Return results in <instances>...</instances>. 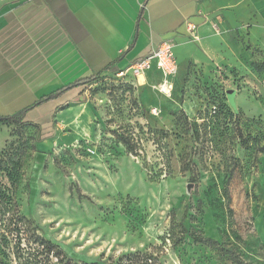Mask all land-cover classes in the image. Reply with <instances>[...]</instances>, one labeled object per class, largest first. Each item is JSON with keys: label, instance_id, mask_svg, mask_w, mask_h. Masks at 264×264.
Masks as SVG:
<instances>
[{"label": "rangeland", "instance_id": "rangeland-1", "mask_svg": "<svg viewBox=\"0 0 264 264\" xmlns=\"http://www.w3.org/2000/svg\"><path fill=\"white\" fill-rule=\"evenodd\" d=\"M224 2L211 54L190 37L209 62L181 66L170 95L155 72L105 73L0 126V168L20 154L13 179L0 170L25 218L20 264H232L191 234L264 264V0ZM18 256L0 248V264Z\"/></svg>", "mask_w": 264, "mask_h": 264}, {"label": "crops", "instance_id": "crops-1", "mask_svg": "<svg viewBox=\"0 0 264 264\" xmlns=\"http://www.w3.org/2000/svg\"><path fill=\"white\" fill-rule=\"evenodd\" d=\"M225 5L224 0H0V116L14 115L79 79L125 70L165 40L179 42L175 50L184 59L179 71L187 63L209 62L190 41L187 24L198 27L200 47L211 54L212 23ZM147 74L133 80L142 85Z\"/></svg>", "mask_w": 264, "mask_h": 264}, {"label": "trees", "instance_id": "trees-1", "mask_svg": "<svg viewBox=\"0 0 264 264\" xmlns=\"http://www.w3.org/2000/svg\"><path fill=\"white\" fill-rule=\"evenodd\" d=\"M134 45L135 42L127 50V53L131 51ZM110 67H112V64L107 69H110ZM259 67L260 69L263 70L264 64L260 65ZM101 75L102 74H97L90 77L79 79L66 86H63L62 88L54 91L51 94L43 96L38 102H36L32 106L27 107L14 115L0 116V126L13 125L15 127H21L25 123L27 114L30 111L34 110L35 108L41 105L54 102L76 88L86 87L88 85L98 82L100 80ZM18 157H20V154H18L17 156L14 155V158H12L9 155L8 158L4 160L3 165L0 168V170L3 173H8L6 176L8 180L13 179L14 175H17L18 173V168L21 167V163ZM11 194L12 193L8 188L7 184L0 181V248H3L4 246L8 245L10 242H14L15 247L17 248V254L20 255L18 256L19 257L18 262L20 264V261H22L21 258H24V254H25L24 248H22V242H23L22 232L25 231V222H24L25 218L20 214L17 204ZM228 201L230 203V198ZM191 237L196 244L208 245L212 247L219 253V255L222 258L227 257L232 264H246V262L240 257V255L233 248H228L223 244H219L215 240H212L210 238H203L195 234H191ZM30 259L31 258H29V260H25L27 261L26 264H40L39 260H36V258L33 262H31L32 260ZM133 259H134L133 256H127L117 264H135ZM149 261L150 259L148 258L143 259V263L145 264H148ZM84 264H99V263H84Z\"/></svg>", "mask_w": 264, "mask_h": 264}, {"label": "built area", "instance_id": "built-area-1", "mask_svg": "<svg viewBox=\"0 0 264 264\" xmlns=\"http://www.w3.org/2000/svg\"><path fill=\"white\" fill-rule=\"evenodd\" d=\"M187 31L194 40H199L198 27L192 23L187 24ZM156 70L163 78L160 91L164 95H170L173 91L172 79L179 73V65L175 55L174 40H165L151 51L146 57L134 62L125 70L117 73V77L131 76L138 79L145 76L149 71ZM157 115L156 109L152 110Z\"/></svg>", "mask_w": 264, "mask_h": 264}, {"label": "water", "instance_id": "water-1", "mask_svg": "<svg viewBox=\"0 0 264 264\" xmlns=\"http://www.w3.org/2000/svg\"><path fill=\"white\" fill-rule=\"evenodd\" d=\"M227 95H228V97H229V101H230L231 103H234L235 92H234L233 90H231V91L228 92Z\"/></svg>", "mask_w": 264, "mask_h": 264}]
</instances>
